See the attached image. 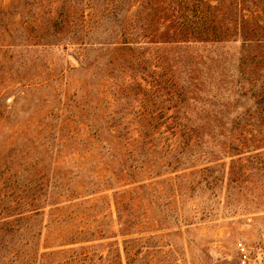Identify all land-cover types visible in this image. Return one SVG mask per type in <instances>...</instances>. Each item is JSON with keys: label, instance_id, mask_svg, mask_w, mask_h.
<instances>
[{"label": "rangeland", "instance_id": "obj_1", "mask_svg": "<svg viewBox=\"0 0 264 264\" xmlns=\"http://www.w3.org/2000/svg\"><path fill=\"white\" fill-rule=\"evenodd\" d=\"M171 1L0 0V264H264V43Z\"/></svg>", "mask_w": 264, "mask_h": 264}, {"label": "trees", "instance_id": "obj_2", "mask_svg": "<svg viewBox=\"0 0 264 264\" xmlns=\"http://www.w3.org/2000/svg\"><path fill=\"white\" fill-rule=\"evenodd\" d=\"M165 6V28L147 25L144 29L153 39L159 38L168 44H185L198 42L202 44H217L229 38H241L243 43H264V0H174ZM56 32L65 30L72 38H78L81 29L69 27L57 28ZM70 32V33H69ZM121 35L124 32L121 31ZM126 42V41H124ZM253 61L256 56H253ZM125 60V59H123ZM257 63H264V53ZM114 60L109 64L113 65ZM194 61L189 65L190 72L194 70ZM193 73V72H192ZM193 90L197 89V75H189ZM197 79V80H196ZM170 79H168L169 81ZM169 81L170 87L174 86ZM185 89L183 88V91ZM192 91V90H191ZM44 178L43 171H37ZM41 187H34L30 196L37 197Z\"/></svg>", "mask_w": 264, "mask_h": 264}, {"label": "built area", "instance_id": "obj_3", "mask_svg": "<svg viewBox=\"0 0 264 264\" xmlns=\"http://www.w3.org/2000/svg\"><path fill=\"white\" fill-rule=\"evenodd\" d=\"M241 250H243V247H241ZM247 262V256L244 252L241 253V256L237 259L236 264H246Z\"/></svg>", "mask_w": 264, "mask_h": 264}]
</instances>
